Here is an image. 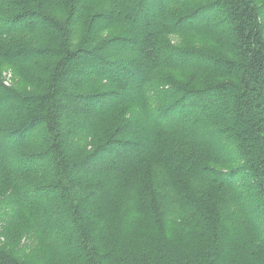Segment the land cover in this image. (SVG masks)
<instances>
[{
    "label": "trees",
    "instance_id": "1",
    "mask_svg": "<svg viewBox=\"0 0 264 264\" xmlns=\"http://www.w3.org/2000/svg\"><path fill=\"white\" fill-rule=\"evenodd\" d=\"M262 10L0 0V66L15 73L0 77L4 240L25 234L57 264H264ZM246 172L255 204L237 187ZM1 244L0 264H29Z\"/></svg>",
    "mask_w": 264,
    "mask_h": 264
},
{
    "label": "rangeland",
    "instance_id": "2",
    "mask_svg": "<svg viewBox=\"0 0 264 264\" xmlns=\"http://www.w3.org/2000/svg\"><path fill=\"white\" fill-rule=\"evenodd\" d=\"M255 2L258 5H260V4L261 5H264V0H255ZM154 10H155L154 8L151 9V11H154ZM150 14L151 13H149V12L147 13V19H149V20L152 21L154 19V17L151 16ZM262 14L264 15V10H262ZM37 22L40 23V20L38 19ZM216 24L219 27L222 28V26H221L222 24L220 22H216ZM136 33H135V35H136ZM135 35L132 36L131 38H132L133 41H138V38ZM168 40L169 41L172 40L173 42H181L180 39L179 38H176V37H172L171 39H168ZM185 43L188 44L187 41H185ZM88 71H89V73H93V70H90L89 69ZM77 74L78 73H74L72 76H76ZM14 75H15V73H14V71L12 69L6 68L4 66H0V77L7 84H12V81H13L12 80V77ZM232 103H234V102H232ZM7 105H9L10 107L4 105L3 108L1 109V113L2 114L3 113L4 114L7 113L14 106L13 103H9ZM232 105L228 106L227 112L232 113L231 112V110L233 108ZM209 106H210V108L212 110L216 111V109H217L216 107L217 106L214 103H210ZM69 107H70L69 103L68 104L66 103V109H69ZM185 111L187 112V115H189L191 117L198 118V120H201L202 119L201 115L195 114L198 111L197 109L192 110V105H186ZM173 117L179 118V112H173ZM202 126H199L198 125V127H202ZM35 136H37V137L40 136V129H36ZM216 143H217L218 146H222V148H224L225 153H223V154H225V155H227V156H229V157L232 158V154L230 153L229 150L231 148H234L239 143V140H238V138L233 133H229V134L226 133L219 140H217ZM15 145H17V144H14V146ZM17 147H18V145H17ZM11 150H15V149H11ZM14 155H17V153L14 152ZM28 155H29V160L33 161V159L31 158L32 156H30L31 154H28ZM11 163L14 166H17L19 168H22V165H23V162H21L20 160H17V159L16 160L15 159L12 160ZM249 180H250V175L246 172V174L238 180L239 181L238 182L239 184L237 185V187H238L240 193L243 194L244 197H246V200L252 201L255 204L256 202H259L260 199L254 195V193H253V190L254 189L250 186V183H249L250 181ZM45 219H46V217H45ZM22 221H20V222L22 223V225H24V222L25 221L24 220H22ZM66 228L69 229V227H65V230H66ZM15 231L20 232V234H24L23 233L24 232V229L22 230V227H20L18 225L15 227ZM6 236H7L6 234H0V245H2L1 242L4 241L6 243L5 244V249L10 250V253H12L14 256L15 255L20 256L22 258V260L26 261L29 264H57V263H53L52 261L51 262H46L44 259L42 260L37 255L38 253L36 252V249H35L36 244H33L34 242H31V238L25 236V234L19 240L18 243L13 242V241L7 243L4 240V237H6Z\"/></svg>",
    "mask_w": 264,
    "mask_h": 264
}]
</instances>
